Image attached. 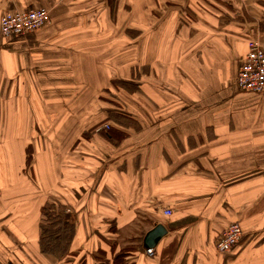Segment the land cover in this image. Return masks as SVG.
Returning a JSON list of instances; mask_svg holds the SVG:
<instances>
[{
  "label": "crops",
  "instance_id": "obj_1",
  "mask_svg": "<svg viewBox=\"0 0 264 264\" xmlns=\"http://www.w3.org/2000/svg\"><path fill=\"white\" fill-rule=\"evenodd\" d=\"M39 7L44 29L3 36L6 11ZM112 18L122 57L152 65L140 80L119 67L139 92L110 82ZM112 18L110 0H0V264H79L77 251L114 264L117 248L136 251L116 264H264V94L236 84L249 41L264 43V0H115ZM102 89L127 103V123L106 118L107 100L90 138L74 130L68 145L61 122L48 129ZM61 205L75 223L63 257L40 243ZM232 222L243 237L219 253ZM157 225L167 233L148 246Z\"/></svg>",
  "mask_w": 264,
  "mask_h": 264
},
{
  "label": "built area",
  "instance_id": "obj_2",
  "mask_svg": "<svg viewBox=\"0 0 264 264\" xmlns=\"http://www.w3.org/2000/svg\"><path fill=\"white\" fill-rule=\"evenodd\" d=\"M49 21L50 12L44 7L9 10L1 18V32L4 37L24 35L44 29ZM236 84L242 91L264 94V43L260 39L249 41L248 52L240 65ZM164 213L171 215L172 211L165 209ZM242 237L241 225L238 222L230 223L216 241L217 251L219 253L230 251ZM147 254L154 255L155 249L149 247Z\"/></svg>",
  "mask_w": 264,
  "mask_h": 264
},
{
  "label": "trees",
  "instance_id": "obj_3",
  "mask_svg": "<svg viewBox=\"0 0 264 264\" xmlns=\"http://www.w3.org/2000/svg\"><path fill=\"white\" fill-rule=\"evenodd\" d=\"M115 10V0H110V15L111 18L113 17V11ZM131 32V31H130ZM131 34H136L134 32H131ZM135 36V35H134ZM133 46V45H132ZM137 56V55H136ZM136 63L132 64L131 67V73L132 75H134V80H140V76H142L143 74H148L151 68V63L147 62V63H143L139 57H136ZM140 63H142L145 66H141ZM147 69V71H146ZM147 76V75H146ZM119 84L120 87L122 88V90L127 91L128 93H136L140 91V87L138 86V81L136 83L134 82H129L123 79H119V81L116 83ZM111 91V90H110ZM110 91H107L109 94L107 95V97L105 98V101L107 102V100H109V105H113L111 107V109H109L108 111V115L106 114V118H108V120H110V116L116 119H119L121 122L123 123H127L126 119L127 117H123V116H127L126 113H124V106H127V103H119L117 102L114 97H110ZM114 93V91H111V94ZM131 106L133 107H137V105L135 104V102L133 104H131ZM123 110V111H122ZM110 133L111 136L110 137ZM86 136L88 138L91 137L90 132L87 131V133H85ZM100 134H104V138L108 139V141H114V144H119L120 142H122L124 136L120 135V136H116L115 139L113 138V128L110 127L107 129V131L103 130L101 131ZM53 209V206H50ZM44 213L49 214V209L46 208L44 210ZM56 213H59V217H60V225H58V221L55 220V217H53V213H51L50 218L51 220H53V223L50 225H44L42 224V235H41V248L44 252H50L53 254H56L57 256L63 257L64 253L65 254H69L70 251V247H71V243L73 241V238L75 236V223L68 217V215H66L65 217V211H64V207L61 205L60 206V210ZM65 217V218H64ZM57 218V216H56ZM50 239V240H49ZM59 239H61L60 241H58ZM115 253L111 254L112 257H114V264H116V260L118 261L119 259L122 260L124 257H126L129 252H135L136 249L135 248H130V249H125V248H117L114 249ZM109 256H110V251H105ZM105 252L103 251H98V253L100 255H105ZM77 255L79 258V264H82V261H84L85 256L84 253L81 251H77ZM116 259V260H115ZM124 261V259H123ZM84 264V263H83Z\"/></svg>",
  "mask_w": 264,
  "mask_h": 264
},
{
  "label": "rangeland",
  "instance_id": "obj_4",
  "mask_svg": "<svg viewBox=\"0 0 264 264\" xmlns=\"http://www.w3.org/2000/svg\"><path fill=\"white\" fill-rule=\"evenodd\" d=\"M106 11L102 10L100 12V15H105ZM111 19V15H110ZM110 21V47L112 50L116 51V54L113 56H110V82L113 81L114 78L116 80L119 79H125L123 76L126 70H123L119 68L122 64L124 67H132V64L136 63V55H133L131 57L126 56L122 57V45H125L126 49L123 52H129L130 50V43L128 41H125L123 38V28L120 24H115L113 21V18ZM105 27V25H100V28ZM137 49V47H136ZM123 58L125 59V62L123 63ZM122 66V67H123ZM121 69V70H120ZM109 93L102 89L101 93L99 94V97H95V100L92 96H90L89 101L87 103H83L86 105V108L84 109L81 117L79 119L75 118H69L68 116L62 115V119L58 121V119H51V124L48 123V129L53 130L56 127L59 126V122H61L59 128L64 125L63 131L67 134V144L70 145L73 143V139L75 136L73 135L74 130L78 129H84V130H90V129H96L99 125H101L104 120L102 117L105 116L107 112V105L105 98L107 97ZM110 97H114L115 100L120 99V96H117L115 98V94L110 91ZM37 109V108H35ZM50 122V120H49ZM36 124H40V121H35ZM37 126V125H36ZM39 127V126H38Z\"/></svg>",
  "mask_w": 264,
  "mask_h": 264
},
{
  "label": "water",
  "instance_id": "obj_5",
  "mask_svg": "<svg viewBox=\"0 0 264 264\" xmlns=\"http://www.w3.org/2000/svg\"><path fill=\"white\" fill-rule=\"evenodd\" d=\"M167 233L163 225H157L154 229L147 233L145 242L148 246H154Z\"/></svg>",
  "mask_w": 264,
  "mask_h": 264
}]
</instances>
